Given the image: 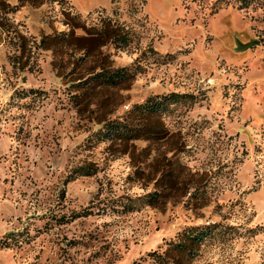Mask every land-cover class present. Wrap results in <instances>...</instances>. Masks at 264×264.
Masks as SVG:
<instances>
[{"label":"rangeland","instance_id":"obj_1","mask_svg":"<svg viewBox=\"0 0 264 264\" xmlns=\"http://www.w3.org/2000/svg\"><path fill=\"white\" fill-rule=\"evenodd\" d=\"M0 1V264H264V0ZM71 21L128 44L85 58L62 42ZM100 66L131 76L78 89ZM171 94L141 114L165 138L104 140L103 122Z\"/></svg>","mask_w":264,"mask_h":264},{"label":"trees","instance_id":"obj_2","mask_svg":"<svg viewBox=\"0 0 264 264\" xmlns=\"http://www.w3.org/2000/svg\"><path fill=\"white\" fill-rule=\"evenodd\" d=\"M243 2L240 9L248 8L251 4L252 0H240ZM37 5V4H34ZM39 6V5H37ZM0 7L5 12L6 6L0 1ZM15 10V8H13ZM71 25L72 32L62 33L63 36L62 42H67L70 39H75L81 43L82 45H78L76 50L83 51L85 58H92L95 51L97 49H102L105 45L114 44L116 47H125L128 44V38L126 35L119 33L120 27L109 26V24L104 25V29L98 35L91 32V30L85 29V34L81 36H77L74 32L75 26L73 22L68 23ZM122 29V28H121ZM123 30V29H122ZM56 37H46L41 40V46L44 49H52L49 45L50 42L55 41ZM102 41V42H100ZM97 42H100L97 44ZM21 47H24L23 45ZM21 52H23V48H19ZM90 76L87 79L83 80L80 85H78V89L81 90H89L95 86L98 87H117L123 82L127 80L131 76V74L124 68H107L104 66H100V70L95 73H89ZM181 96L178 94H171L168 96H156L151 97L147 100L144 105L134 106L129 113L127 118L121 119H111L106 120L104 123V128L102 130V136L104 140L109 141H135L141 140L143 137H148L151 139L153 137H161L165 138L162 134V130L155 129H145L143 126V118L149 119L152 116L157 114H164L168 111L169 106L171 104H175L178 102ZM182 98V97H181ZM141 114L144 116L141 118ZM146 131V132H145ZM95 172L87 169L86 167L79 169L78 176H92ZM148 205L150 206H158L159 205V196L158 194H153L151 199L148 200ZM211 228H191L187 232H185V236L183 240L178 243H175L171 248L172 252L176 253L178 257L187 256L192 251L197 252L201 245L205 242V240L210 236ZM153 255H157L156 252ZM158 257H160L158 255ZM178 263V262H175Z\"/></svg>","mask_w":264,"mask_h":264},{"label":"water","instance_id":"obj_3","mask_svg":"<svg viewBox=\"0 0 264 264\" xmlns=\"http://www.w3.org/2000/svg\"><path fill=\"white\" fill-rule=\"evenodd\" d=\"M259 42L254 40V41H251L247 44H242L240 41H237V50L238 51H244V50H247L253 46H255L256 44H258Z\"/></svg>","mask_w":264,"mask_h":264}]
</instances>
